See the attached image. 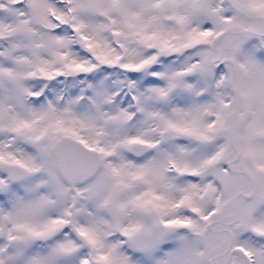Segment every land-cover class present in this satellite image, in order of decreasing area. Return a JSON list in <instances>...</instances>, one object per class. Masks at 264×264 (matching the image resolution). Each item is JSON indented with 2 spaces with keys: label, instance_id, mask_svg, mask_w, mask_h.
I'll list each match as a JSON object with an SVG mask.
<instances>
[{
  "label": "snow or ice",
  "instance_id": "1",
  "mask_svg": "<svg viewBox=\"0 0 264 264\" xmlns=\"http://www.w3.org/2000/svg\"><path fill=\"white\" fill-rule=\"evenodd\" d=\"M0 264H264V0H0Z\"/></svg>",
  "mask_w": 264,
  "mask_h": 264
}]
</instances>
